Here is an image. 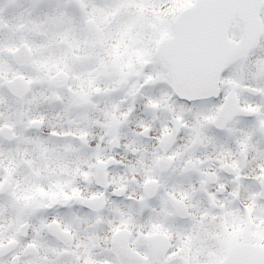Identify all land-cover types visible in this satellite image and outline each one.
I'll return each instance as SVG.
<instances>
[{
	"label": "snow or ice",
	"instance_id": "snow-or-ice-1",
	"mask_svg": "<svg viewBox=\"0 0 264 264\" xmlns=\"http://www.w3.org/2000/svg\"><path fill=\"white\" fill-rule=\"evenodd\" d=\"M0 264H264V0H0Z\"/></svg>",
	"mask_w": 264,
	"mask_h": 264
}]
</instances>
